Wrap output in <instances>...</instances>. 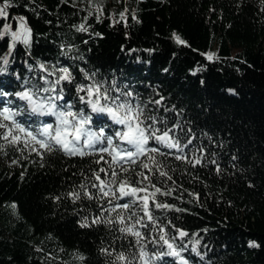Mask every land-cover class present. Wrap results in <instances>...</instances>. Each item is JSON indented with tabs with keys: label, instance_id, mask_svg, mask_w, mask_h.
<instances>
[{
	"label": "trees",
	"instance_id": "1",
	"mask_svg": "<svg viewBox=\"0 0 264 264\" xmlns=\"http://www.w3.org/2000/svg\"><path fill=\"white\" fill-rule=\"evenodd\" d=\"M10 3L9 19L0 17V29L6 24L17 28L18 19L13 18L24 17L32 30L31 49L17 42L9 63L0 61L5 69L0 72V92L9 94L0 96V109H27L15 93L37 89L41 96H55L63 89L65 99L57 103H71L73 111L83 107L77 85L102 82L113 96L131 91L133 102L157 117L158 129H171L181 145L191 140L184 150L188 159L202 157L194 167L175 159V149L150 141L149 147L168 153L154 155L171 180L160 177L145 157L140 159L153 171L136 167L161 192L171 191L156 197L171 207L154 209L153 215L168 225L169 236L178 235L176 229L188 234L182 240L183 258L189 264H264V0ZM80 24L86 32L77 31ZM173 33L186 44H177ZM9 44V35L0 39V56L8 53ZM208 53L215 54L212 60ZM65 68L74 78L72 84L57 83ZM45 88L56 91L45 93ZM29 113L27 109L15 119L33 129L54 121ZM93 119L94 131L107 125L111 133L117 127L107 117L93 114ZM0 120L20 138L9 144L0 137V155L13 163L9 167L0 162V264H109L117 253L137 251L133 237L120 232L119 224L91 223L98 216L115 220L116 213L102 212L111 207L108 197L89 200L80 188L86 184L87 191L98 196L91 186L98 183L93 172L107 169L105 161L111 157L47 153L10 121ZM32 146L43 159L30 151ZM100 155L104 160L97 164ZM76 192L81 193L79 200L73 198ZM85 218L90 226L81 227ZM156 236L152 231L148 239ZM250 242L258 247H250ZM147 248L151 251L153 245Z\"/></svg>",
	"mask_w": 264,
	"mask_h": 264
},
{
	"label": "snow or ice",
	"instance_id": "2",
	"mask_svg": "<svg viewBox=\"0 0 264 264\" xmlns=\"http://www.w3.org/2000/svg\"><path fill=\"white\" fill-rule=\"evenodd\" d=\"M11 6L10 0H4L0 4V17L7 19V9ZM97 10L100 13L103 12L102 7L97 6ZM91 14L90 12L89 15ZM120 16L121 19H124V12H121ZM13 19H18V30L13 31L11 24H6L0 29V39H3L5 35L10 36L8 53L0 56V61L4 65L9 63L8 57L11 56L17 42L22 43L26 50L30 51L31 49V28L27 27L24 17ZM133 19H135V15H133ZM77 31L86 32L87 28L84 24H80ZM97 35L99 34L97 33ZM173 38L177 44H186V41L176 33H173ZM214 55V53L206 54L208 60H212ZM41 67L44 66L41 65ZM4 71L5 69L0 67V72ZM62 71L63 75L60 76L57 83L63 80L67 81L68 84H72L74 78L69 70L65 68ZM40 91V89H37L35 93L23 91L17 92L15 95L21 101L27 103L30 115L53 117V122L42 123V126L38 129L25 126L15 119V117L21 115V112L27 110L23 108L20 111L13 112L9 107H3L0 109V116L3 117L4 121H10L15 129L24 133L34 142V145H39V149H43L47 153L62 151L66 156L81 157L98 153L107 154L111 157L110 161H105L108 164L107 169L101 168L99 171L93 172L94 179L98 183H93L91 186L98 190V196L94 197L92 193L88 192L86 184L80 186L84 196L89 200L108 197L107 203L111 207L103 208L102 212L116 213L115 220L111 218L102 220L98 216L91 221L92 224L103 222L112 225L117 223L120 225V232L134 239L137 251L129 255H125L123 252L117 253L109 264H177V261L179 264H189L188 260L184 259L181 254L186 251L182 240L188 234L176 229L178 235L169 236L165 231L168 225H164L159 217L153 215L154 209H169L171 207L167 203L157 202L156 200L158 193L171 195V191L161 192V188L152 182L151 177L143 171H136V167H142L149 172L153 171L152 168H149L148 163H144L140 159V157H145L151 162L160 177H167L171 180V176L162 170L161 163L156 160V155H154L166 156L168 153H161L157 147H149V142L154 141L156 144L163 145L168 149H175L179 153L175 156V159L187 160L189 164L195 167L201 163L202 157L193 161L184 155V150L191 144V140L181 145L179 138L170 135L171 129L165 128L163 131L158 129L156 127L157 117L145 114L146 106L134 103L131 91H120L119 94L113 96L110 89L104 87L102 82H94L91 86L77 85L78 100L83 107L76 111H73L74 105L71 103H57V101L65 99L62 94L63 89L57 92L55 96H41ZM49 91L55 92L56 90L43 89L45 93ZM80 92H84L86 95H79ZM5 95L9 94L0 92V96ZM93 96H95V99H92ZM155 103L158 104L159 101H155ZM87 109H90V111H87ZM93 114L97 117H107L117 127L111 133L106 131L107 125L94 131L92 128L94 123ZM0 128L9 129L8 132H0V137L7 143L16 144L19 141V136L11 132L9 125L0 123ZM9 135L12 137L11 140H9ZM2 147L3 145H0V148ZM24 147L29 148V144L25 142ZM30 151L36 152L43 159V153L35 146H32ZM100 160H104L103 155H100V159L96 163L99 164ZM217 170L219 171V169ZM101 172L104 173L107 180L101 178ZM133 174L136 179H133ZM149 189H152V191H149ZM72 195L76 200L81 198L80 192L72 193ZM125 198L127 199L125 200ZM120 200H125V202L118 203ZM11 206L15 208V204ZM177 210L179 211V209ZM80 226H90L89 221L85 218ZM141 228L147 229L148 232L142 233ZM152 231H155L157 236L154 239H148ZM177 240H180L181 243H177ZM148 243L153 245L151 251L147 248ZM132 246V243H130L129 247ZM249 246L258 247L255 242H250ZM105 252L111 255L106 249ZM169 257L172 259H166ZM78 259L83 260L84 257L79 256Z\"/></svg>",
	"mask_w": 264,
	"mask_h": 264
},
{
	"label": "rangeland",
	"instance_id": "3",
	"mask_svg": "<svg viewBox=\"0 0 264 264\" xmlns=\"http://www.w3.org/2000/svg\"><path fill=\"white\" fill-rule=\"evenodd\" d=\"M89 1H91V0H89ZM2 4V3H1ZM7 11H8V9H7ZM8 19H9V12H8V18H7V21H8ZM13 23V22H12ZM28 27V26H27ZM18 28H19V23H18V25H17V28H15L14 26L13 27H11V29L13 30V31H15V30H18ZM2 117V116H1ZM0 123H3L1 120H0ZM2 129L3 128H0V131H2ZM0 162H2L5 166H9V167H11V166H13V163H12V161L10 160V159H4L1 155H0Z\"/></svg>",
	"mask_w": 264,
	"mask_h": 264
}]
</instances>
